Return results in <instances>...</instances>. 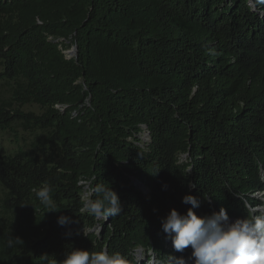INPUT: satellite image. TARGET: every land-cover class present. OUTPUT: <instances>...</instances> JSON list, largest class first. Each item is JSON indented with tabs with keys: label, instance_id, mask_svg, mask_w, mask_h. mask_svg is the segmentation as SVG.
<instances>
[{
	"label": "trees",
	"instance_id": "trees-1",
	"mask_svg": "<svg viewBox=\"0 0 264 264\" xmlns=\"http://www.w3.org/2000/svg\"><path fill=\"white\" fill-rule=\"evenodd\" d=\"M0 81L11 88L0 130L43 133L34 151L0 154V264H59L74 248L179 264L192 249L176 252L160 222L191 207L186 194L198 216L223 207L252 220L264 190V0H0ZM83 181L87 199L110 187L120 214L86 211Z\"/></svg>",
	"mask_w": 264,
	"mask_h": 264
},
{
	"label": "clouds",
	"instance_id": "clouds-1",
	"mask_svg": "<svg viewBox=\"0 0 264 264\" xmlns=\"http://www.w3.org/2000/svg\"><path fill=\"white\" fill-rule=\"evenodd\" d=\"M189 187L195 188V185ZM85 194L91 195L87 191ZM52 195L50 182L44 181L37 197L47 203L52 200ZM181 202L191 207L183 214L170 209L160 222L163 233L171 240L176 252H183L190 247L193 264H264V219L252 221L242 218L230 221L227 210L223 207L210 215L198 216L194 211L200 207L197 197L186 194ZM85 209L98 218L106 219L120 214L122 205L119 196L109 187L104 198L87 199ZM57 223L64 226L70 220L66 216H60ZM14 243L22 244V241L9 236L8 246ZM174 259L179 264H186L182 256ZM59 264H128V261L122 254H110L106 249L92 252L74 248L64 255Z\"/></svg>",
	"mask_w": 264,
	"mask_h": 264
},
{
	"label": "rangeland",
	"instance_id": "rangeland-1",
	"mask_svg": "<svg viewBox=\"0 0 264 264\" xmlns=\"http://www.w3.org/2000/svg\"><path fill=\"white\" fill-rule=\"evenodd\" d=\"M36 23L41 24L42 22L38 18H34ZM59 42H64V40L60 39ZM70 40L67 41V45H69L64 53L66 54L67 58H72L68 53L70 51H73L74 47L71 46ZM11 98V88L10 85L3 83L0 81V105L4 102H8ZM58 109L64 110L65 107L58 105L56 106ZM81 108V107H80ZM23 112H32L36 115H40L43 112V109L40 108L38 105L35 104H28L24 105L20 108ZM72 114L74 116H77L76 112L73 111ZM43 138V133L41 131H25L19 124H13L11 128L7 130H0V154L2 155H13L19 150L23 151H34L35 145H37V142L39 139ZM142 140H147L146 133H143L141 136ZM145 140V141H146ZM184 158V156H183ZM262 180L264 181V171H261ZM81 185L83 186V190L86 193L89 190V182L83 181L81 182ZM4 196V190L0 186V203ZM85 194V199L86 198ZM256 197V205L249 209L251 214V219L255 221L257 218L264 219V190L260 192ZM5 217L0 214V226L2 225V222L5 221ZM148 255L152 256V261L147 262L146 264H164L159 259H155V256L152 252H147ZM136 257L139 258V260L146 261L144 258L143 251L138 250L136 252ZM186 261V264H193L192 259L184 258Z\"/></svg>",
	"mask_w": 264,
	"mask_h": 264
},
{
	"label": "water",
	"instance_id": "water-1",
	"mask_svg": "<svg viewBox=\"0 0 264 264\" xmlns=\"http://www.w3.org/2000/svg\"><path fill=\"white\" fill-rule=\"evenodd\" d=\"M75 47H74V49H73V51H70L68 54L71 56V57H73V56H75ZM145 260H147V258L145 257Z\"/></svg>",
	"mask_w": 264,
	"mask_h": 264
},
{
	"label": "built area",
	"instance_id": "built-area-1",
	"mask_svg": "<svg viewBox=\"0 0 264 264\" xmlns=\"http://www.w3.org/2000/svg\"><path fill=\"white\" fill-rule=\"evenodd\" d=\"M147 135V134H146ZM148 136V135H147ZM146 140V139H145Z\"/></svg>",
	"mask_w": 264,
	"mask_h": 264
}]
</instances>
